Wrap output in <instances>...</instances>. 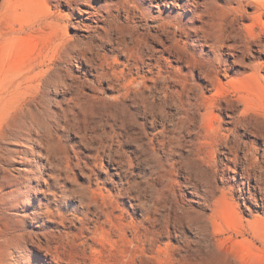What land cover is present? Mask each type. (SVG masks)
<instances>
[{"label": "rangeland", "instance_id": "obj_1", "mask_svg": "<svg viewBox=\"0 0 264 264\" xmlns=\"http://www.w3.org/2000/svg\"><path fill=\"white\" fill-rule=\"evenodd\" d=\"M123 1L0 0V264L25 263L18 252L6 254L4 236L11 231L23 235L27 245L40 236L73 263L92 257L85 239L76 236L84 231L99 242L95 257L102 264H264V208L254 206L252 198L229 194L240 188L247 197L250 193L240 174L244 158L232 162L221 140L222 133L240 134L264 147V0L146 1L153 32L163 31L158 25L168 18L182 30L187 27L175 38L174 28L163 35L175 48L164 53L165 65L182 79L193 70L186 84L201 106L182 141L174 103L160 105L163 111L155 117L140 104L148 92L161 101L164 81L150 90L152 82L144 86L137 75L125 80L112 74L127 58L124 49L115 50L119 26L130 28L142 20L137 2ZM214 57L225 61L217 75ZM108 64L111 70L101 75L98 67ZM141 65L140 75H156ZM129 80L134 81L130 87ZM31 98L35 130L29 136ZM28 162L37 168L31 171ZM253 192L261 201L260 188ZM110 194L115 214L123 212L126 225L115 219L112 228L101 211L103 196ZM133 225L143 227L142 243ZM32 250L28 257L42 264L39 249Z\"/></svg>", "mask_w": 264, "mask_h": 264}, {"label": "bare ground", "instance_id": "obj_2", "mask_svg": "<svg viewBox=\"0 0 264 264\" xmlns=\"http://www.w3.org/2000/svg\"><path fill=\"white\" fill-rule=\"evenodd\" d=\"M60 1V0H58ZM80 0H69V2L74 5V4H77ZM126 1H130V0H124L123 2H126ZM133 2H137V3H134V4H137V6L139 8V10H141V23H138L136 21L135 22V25L130 27V28H127V27H122V25H118L119 26V31H118V34L115 38V50H121V49H124L122 51H124L127 56L126 58V61L122 63V69H117L116 65H115V71L112 73L115 75V78L117 77H123L125 80L126 78L130 79V77H132L134 80H135V75H137V79L138 78H142L143 81L141 83H143V85H147L148 86V82L151 81L152 82V85H150L151 89L150 90H154V88L156 87L155 84H157V82L159 83V81H164V84L165 86L162 88V92L164 93V96L161 98V101L158 100V98L156 97V95H154L153 92H151L152 94L149 95V92H148V95L145 96L143 95L140 101V104L141 106H143L144 108V111L146 113H152L153 117H155L157 115V113L161 112L159 110H162L160 105L166 103V104H170V102L174 103L179 109V115L180 117L178 118L177 122L175 125L176 126V129L179 130V133L180 135L177 137L178 140L182 141V138L184 136V133H186L187 131L190 130L192 124H191V120H192V114L195 113V111L199 108L200 104H199V101H198V98L194 97L193 94H192V90H191V87H189L186 83V80L192 76L194 77V74H193V70L190 71V74H182V76H184L186 79H182V78H178L176 77V74L174 75L173 74V71L169 70V67L168 65H165V63H167V59L168 58H164V53L166 52H173L175 51V48L173 47V44L171 45H168L165 41V38L167 37H163V35H166L170 29L174 28V30L172 31V33L174 34V38H175V35L178 31H184L186 32L187 31V27H183L185 29H181L182 26H179L178 24H176L174 22L171 23V21L169 22L168 20H170V18H168V20L162 24H159L158 28L159 30H163V31H155L153 32L151 30V24H150V14L148 13L147 10H149V6H147L146 4V1L147 0H143V1H139V0H131ZM165 1V0H164ZM189 1V0H188ZM244 1H248L249 4H252V3H256L257 1L255 0H244ZM120 2L122 1H118L117 4H119ZM151 2V0H150ZM158 2V1H156ZM168 2V1H167ZM174 2V1H173ZM190 2V1H189ZM110 3V2H109ZM107 3V4H109ZM131 3V2H130ZM126 4V3H125ZM132 4V3H131ZM154 4V3H153ZM167 4H170V3H167ZM175 4V3H174ZM187 4V3H185ZM201 4V3H200ZM128 5V4H127ZM183 5V4H182ZM122 6V5H121ZM134 6V5H133ZM180 6V5H179ZM131 7V6H130ZM136 7V6H135ZM197 7V6H196ZM94 8V7H93ZM103 8V7H102ZM125 8V7H124ZM181 8V7H180ZM183 8V7H182ZM196 9V8H195ZM127 14L129 16L130 15V10H128L127 8ZM151 12V11H150ZM120 13V12H119ZM157 15V14H156ZM128 16V23H130L132 20L131 18H133V16L129 17ZM159 16V15H158ZM157 16V17H158ZM162 16V14H161ZM173 16V15H172ZM176 16V15H175ZM196 16V15H195ZM154 17V16H153ZM201 17V16H199ZM135 18V17H134ZM174 18V17H173ZM180 18V17H179ZM197 18V17H195ZM195 18H192L193 20H195ZM203 18V17H202ZM117 19V18H116ZM163 19V18H162ZM167 19V18H166ZM201 19V18H200ZM123 20V19H121ZM180 19H178L179 21ZM183 20V19H182ZM108 21H111V20H108ZM113 21V20H112ZM114 21H116L114 19ZM191 21V20H190ZM160 22V21H159ZM173 22V20H172ZM195 22V21H194ZM204 22V20H203ZM202 22V23H203ZM112 23V22H111ZM158 23V22H157ZM157 23L155 25H157ZM179 23H182V22H179ZM56 24V23H55ZM58 24V23H57ZM110 24V23H109ZM193 24V23H192ZM125 25V24H124ZM153 25V24H152ZM182 25V24H181ZM187 25V23H186ZM206 25V24H205ZM208 25V24H207ZM107 26V25H105ZM109 26V25H108ZM194 26V25H193ZM112 27V24L110 26V28ZM115 27V25H113V28ZM109 28V27H108ZM107 28V29H108ZM112 28V29H113ZM191 28V27H189ZM188 28V30H189ZM104 29V28H103ZM105 31H108L106 30V28L104 29ZM202 30V29H201ZM200 30V31H201ZM110 31V30H109ZM195 31H199V30H195ZM113 32V31H112ZM103 34V33H102ZM108 34V33H107ZM182 34V33H181ZM198 34H200L198 32ZM202 34V32H201ZM106 35V33H105ZM185 35L187 37H189V35L191 36V34L189 33H185ZM196 35V34H195ZM203 35V34H202ZM108 36V35H106ZM198 36V35H197ZM205 36H207L205 34ZM204 36V38H205ZM180 37V36H179ZM200 37V35L198 36ZM178 38V37H176ZM104 39V38H103ZM105 39H110L109 38H105ZM183 39V38H182ZM180 40V39H179ZM189 40V39H188ZM112 41V39L110 40ZM177 41V40H176ZM187 42V41H186ZM191 42V41H190ZM87 43V42H86ZM95 44V43H94ZM178 43L176 42V44L174 45H177ZM184 44V43H183ZM188 44V43H187ZM200 44V43H198ZM181 45V44H180ZM93 46V45H92ZM96 46V45H95ZM102 46V45H101ZM100 46V47H101ZM188 46V45H187ZM216 46V45H215ZM223 45H221L222 47ZM181 47V46H180ZM179 47V48H180ZM214 47V46H213ZM212 47V48H213ZM88 48V47H87ZM190 48V47H189ZM217 48H220V47H217ZM223 48V47H222ZM182 50V48H180ZM188 49V47H187ZM186 49V50H187ZM219 50V49H218ZM185 51V50H184ZM189 51V50H188ZM217 51V49H216ZM99 52V51H98ZM183 52V50H182ZM194 52V51H193ZM198 52V51H197ZM100 53V52H99ZM181 53V52H180ZM179 52H177V55H178V58H179V61H182L183 60V56L180 54ZM191 53V52H188V54ZM88 54V53H87ZM97 54V53H96ZM192 54V53H191ZM85 55V54H84ZM89 55V54H88ZM98 55V54H97ZM117 55V54H116ZM216 55V54H215ZM83 56V55H82ZM94 56V55H93ZM192 55H190L191 57ZM84 57V56H83ZM190 57L188 55V58L190 60ZM205 57V56H204ZM91 58V57H89ZM193 58V57H191ZM198 58V57H196ZM195 58V59H196ZM208 58V56H207ZM217 58V57H216ZM214 57V59H216ZM49 59V57H48ZM86 59V58H85ZM95 59V58H94ZM119 59V58H118ZM107 60H109L107 58ZM149 60V61H148ZM194 60L191 59V61ZM202 60V59H201ZM201 60H197L196 59V63L198 61H201ZM207 60V59H206ZM212 60V59H211ZM188 61V60H187ZM119 62V61H118ZM208 62V61H207ZM210 62V60H209ZM110 63V62H109ZM189 63V62H188ZM187 63V64H188ZM192 63V62H190ZM189 63V64H190ZM194 63V61H193ZM200 63V62H199ZM141 64H145L147 66H149L151 69H150V73L151 74H154L156 73V75H152L150 77H148L147 75H140V71H141V67L142 65ZM44 65V64H43ZM172 65V64H171ZM193 65V64H192ZM197 65V64H195ZM224 65H225V61L223 59H218L217 58V61H216V64H214V68H213V71H215L216 75L219 74V72L221 70L224 69ZM211 66V67H213ZM159 68V70L157 72H154L153 69L154 68ZM178 67V66H177ZM191 67V66H189ZM45 68V67H44ZM55 68V67H54ZM99 69H102L103 73L101 75H107V71L111 70V66L108 65H101L98 67ZM57 68H55L54 70H56ZM190 69V68H189ZM188 69V71H189ZM173 70V69H172ZM113 71V70H112ZM212 71V72H213ZM43 72V70H42ZM205 75L207 76H211L212 73L211 71H207V69L205 70L203 68V71H202ZM35 73V72H34ZM39 73V72H38ZM37 73V75H38ZM36 74V73H35ZM50 74V73H49ZM52 74V73H51ZM145 74V73H144ZM36 75V76H37ZM34 76V75H33ZM109 76V75H108ZM2 77V76H1ZM52 77V75H51ZM214 77V74L213 76ZM37 78V77H36ZM45 78V77H44ZM208 78V77H207ZM42 80V79H41ZM75 80V79H74ZM94 80V79H93ZM208 80H211L208 79ZM113 81H114V76H110L109 78V85L111 86V88H114V84H113ZM128 81V80H127ZM95 82V81H94ZM192 82V80L190 81ZM108 83V82H107ZM134 83L133 80H129V83H125L126 86L130 87L132 84ZM176 84L178 86V88H176V86H172V84ZM42 84V83H41ZM64 84V83H63ZM99 84V83H98ZM122 85V84H121ZM29 86V85H28ZM42 86V85H41ZM78 86V85H77ZM71 87V86H70ZM143 87V86H142ZM41 88V87H40ZM138 89H142V88H138ZM159 89V88H158ZM41 90V89H40ZM135 90V89H133ZM144 90V88H143ZM146 90V89H145ZM20 91V90H19ZM35 91V90H34ZM126 91V90H125ZM131 91V90H130ZM140 91V90H139ZM156 91V90H155ZM183 91L186 92V94L183 93ZM7 92V91H6ZM22 92V91H21ZM41 93V92H39ZM43 93V92H42ZM81 93V92H80ZM137 93V92H136ZM142 93V91H141ZM19 94V93H18ZM17 94V95H18ZM126 94V93H125ZM143 94V93H142ZM145 94V93H144ZM14 95V94H13ZM22 95V94H21ZM42 95V94H40ZM25 96V94H24ZM96 96V95H95ZM133 96V95H132ZM138 96L139 93H138ZM36 97V96H35ZM34 97V98H35ZM4 99V98H3ZM14 99H17L14 97ZM13 99V100H14ZM33 98H31V101H30V107H29V117L30 120H29V123H28V135H32L34 130H35V121L33 120V109H32V105L33 103L35 102L34 99L32 100ZM42 99V98H41ZM122 99V98H121ZM44 100V99H43ZM130 100V99H129ZM29 101V100H28ZM27 101V102H28ZM122 101V100H121ZM138 101V100H137ZM136 101V102H137ZM45 102V101H44ZM135 102V101H134ZM202 102V100H201ZM10 103V102H9ZM115 103H118V102H115ZM122 103V102H121ZM126 103V102H124ZM203 103V102H202ZM120 104V103H119ZM119 104H117V107L118 108ZM133 104V103H131ZM232 104V103H231ZM26 105V104H25ZM34 105H37V104H34ZM116 105V104H115ZM121 105V104H120ZM27 106V105H26ZM122 106H125V105H122ZM165 106V105H164ZM127 107V104L126 106ZM130 107V106H129ZM167 107V106H166ZM201 107V106H200ZM121 108V106H120ZM119 108V109H120ZM124 108V107H123ZM122 108V109H123ZM24 110V108H21V110ZM37 109V108H36ZM117 109V110H119ZM121 109V110H122ZM126 109H129V108H126ZM132 109V108H131ZM201 109V108H200ZM20 110V109H19ZM20 110V111H21ZM40 110V109H39ZM113 110V109H111ZM116 109L114 111H117ZM133 110V109H132ZM143 110V109H142ZM126 110H124L125 112ZM135 111V110H133ZM163 111V110H162ZM37 112V111H36ZM127 112H130V111H126ZM140 112V111H139ZM27 113V112H26ZM117 113V112H116ZM121 113V112H120ZM131 113V112H130ZM164 113V112H163ZM172 113V112H171ZM17 114V113H16ZM114 114V113H113ZM123 114V113H122ZM129 114V113H128ZM133 114V112H132ZM117 115V114H116ZM120 115V114H119ZM135 115V114H134ZM23 116V115H22ZM131 116V115H130ZM164 116L165 117H169L170 116V113L169 112H166L164 113ZM194 116V115H193ZM21 117V116H19ZM164 117V118H165ZM115 118V117H114ZM118 119L120 117H117ZM128 118V117H127ZM126 118V119H127ZM45 119V118H44ZM19 120V118H18ZM120 120V119H119ZM159 120V119H158ZM176 120V119H175ZM122 121V119H121ZM126 121V120H125ZM19 122V121H18ZM153 122V121H152ZM163 122V121H162ZM173 122V121H172ZM10 123V122H9ZM124 123V122H123ZM236 123V122H235ZM174 124V123H173ZM126 125V124H125ZM237 125V123H236ZM93 126V125H92ZM8 127V125H7ZM217 127V126H216ZM6 128V127H5ZM218 128V127H217ZM221 128V127H220ZM225 129V128H224ZM13 130V129H12ZM192 131V130H191ZM14 132V131H13ZM45 132V131H44ZM50 132V131H49ZM207 132V131H206ZM214 132V131H213ZM236 132V131H235ZM20 133V132H19ZM162 133V132H161ZM216 133V132H215ZM171 134V133H170ZM206 134V133H205ZM47 135V134H46ZM51 135V134H49ZM174 135V134H173ZM209 135V134H208ZM177 136V135H176ZM233 136V135H232ZM4 137V136H3ZM15 137V136H14ZM113 137V135H112ZM167 137H170V136H167ZM189 137V135H188ZM17 139L20 138V136H16ZM190 138V137H189ZM233 138V137H232ZM231 138V134H226V133H222L221 134V140L224 144H227V147L229 148L230 150V154L232 155V157H230L231 161L234 162L235 164H238L239 162H241V158H244V161L243 163V166H242V170H241V175L242 177L247 180L248 182V191H249V197H247V190L245 191V188H240V189H230L231 191H229V194L233 196H235L236 194H239V198L240 199H243L244 201L247 200V198H252L253 199V202H254V206H261L262 208H264V147H260L254 140H243L242 139V136L240 134H235L234 135V138L232 139ZM114 139V138H113ZM168 139V138H167ZM176 139V138H175ZM192 139V138H191ZM208 139V138H207ZM193 140V139H192ZM170 141V140H168ZM204 141V140H203ZM206 141V140H205ZM162 143V142H161ZM241 145L244 146L243 149H245V154L243 156H240L239 153H240V150L241 149ZM263 145V144H262ZM116 152V151H115ZM213 153V152H212ZM259 154V155H258ZM185 159V158H184ZM212 161V160H211ZM214 161V160H213ZM218 162V161H217ZM184 162L183 161H180V164H183ZM219 164V163H218ZM28 165L30 166L31 168V171H34L36 168H37V165H35L34 163H29L28 162ZM183 166V165H182ZM181 166V167H182ZM175 165L172 167L174 168ZM180 167V168H181ZM212 168V167H211ZM119 169V168H118ZM179 169V168H178ZM186 170V169H185ZM196 170V169H195ZM220 170V169H219ZM124 171V170H123ZM174 171V170H173ZM193 173V172H192ZM189 174L191 175V172H189ZM192 178V177H191ZM197 178L200 180L199 176H197ZM255 180V184H252V180ZM191 180V179H190ZM189 180V181H190ZM225 180L226 178L224 177L223 178V185L220 188V190L222 191L223 188H225ZM202 183V182H201ZM193 184V183H192ZM204 184V183H203ZM205 186V185H204ZM217 186V185H216ZM239 186V185H238ZM260 188V191L262 193V198H261V201L259 199H255V193L253 192L255 189L257 188ZM124 189L121 188L120 189V193H123ZM17 193L14 192V200L17 204L18 202V198H17ZM96 195V194H95ZM149 196V195H148ZM231 197V198H232ZM234 199V198H232ZM100 204V203H99ZM241 205V204H240ZM23 207V204L21 205H18L17 209L20 210L21 208ZM100 207H101V211L104 212L108 217V220L110 222V225L111 227L115 228V219L117 220V223L119 225H126L124 223V218H125V215L124 213L122 212L121 214H115V195H107V196H103V199L101 201V204H100ZM163 210V209H162ZM83 221L81 222L82 226H83ZM20 223V222H19ZM108 223V222H107ZM109 224V223H108ZM141 225H133V233H134V236L136 238V241H138V243H142L144 241V235L141 233V229L143 227H140ZM112 231V230H111ZM24 232V231H23ZM22 233V232H20ZM59 234V233H58ZM31 235V234H30ZM41 235H43V233H41ZM23 236V235H22ZM21 235H17L15 234L13 231L5 234L4 236V241H5V247H6V254L7 255H11L12 252H18L19 253V260L20 261H25L24 264H39V261L37 262V259L36 258H33V257H28L29 255H27V252L32 250L35 246L39 249L42 257L40 259V263L42 264H102V262L96 258V247H95V244H99V242L97 240H95V238L93 236H89V235H85V232L83 231L81 234H78L76 235L78 238H83L85 239V243L86 245H88L90 248H91V252H92V257L91 258H86L85 260L83 261H78L77 263H73V262H70L68 261L66 258H64L62 255H59V254H56V252L53 250L52 246H51V243L49 242H46V243H42V239L40 238V236L38 237V240L31 243L30 245H27V244H24L23 243V238H22ZM58 236V235H57ZM80 236V237H79ZM133 237V236H132ZM59 238V237H58ZM26 239V238H24ZM52 239V238H50ZM61 240V239H60ZM99 240V239H98ZM62 243V242H61ZM54 244V243H53ZM125 244V243H124ZM53 247H58V246H53ZM108 250L110 251H113L115 250V244L114 243H111L110 246L108 247ZM140 250V249H139ZM33 251V250H32ZM66 251V250H65ZM124 252V251H123ZM32 254V252H31ZM30 254V255H31ZM95 254V255H93ZM70 255V253H69ZM121 255V254H120ZM208 256V255H207ZM111 259V258H110ZM34 260H36L34 262ZM89 260V261H88ZM254 261V260H253ZM200 263V262H199Z\"/></svg>", "mask_w": 264, "mask_h": 264}, {"label": "snow or ice", "instance_id": "obj_3", "mask_svg": "<svg viewBox=\"0 0 264 264\" xmlns=\"http://www.w3.org/2000/svg\"><path fill=\"white\" fill-rule=\"evenodd\" d=\"M181 2H183V0H181Z\"/></svg>", "mask_w": 264, "mask_h": 264}]
</instances>
